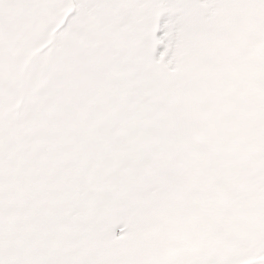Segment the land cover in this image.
<instances>
[{
    "label": "snow or ice",
    "instance_id": "6c2138e0",
    "mask_svg": "<svg viewBox=\"0 0 264 264\" xmlns=\"http://www.w3.org/2000/svg\"><path fill=\"white\" fill-rule=\"evenodd\" d=\"M0 264H264V0H0Z\"/></svg>",
    "mask_w": 264,
    "mask_h": 264
}]
</instances>
